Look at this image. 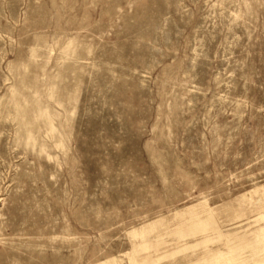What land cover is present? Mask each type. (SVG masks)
Listing matches in <instances>:
<instances>
[{
	"label": "rangeland",
	"instance_id": "1",
	"mask_svg": "<svg viewBox=\"0 0 264 264\" xmlns=\"http://www.w3.org/2000/svg\"><path fill=\"white\" fill-rule=\"evenodd\" d=\"M0 264H264V0H0Z\"/></svg>",
	"mask_w": 264,
	"mask_h": 264
}]
</instances>
